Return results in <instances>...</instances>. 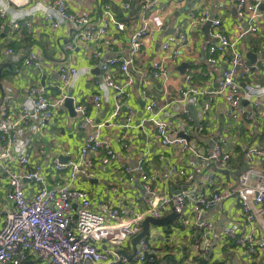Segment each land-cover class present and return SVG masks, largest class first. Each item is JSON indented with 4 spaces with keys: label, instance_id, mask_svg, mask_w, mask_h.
Instances as JSON below:
<instances>
[{
    "label": "crops",
    "instance_id": "0c3cea01",
    "mask_svg": "<svg viewBox=\"0 0 264 264\" xmlns=\"http://www.w3.org/2000/svg\"><path fill=\"white\" fill-rule=\"evenodd\" d=\"M54 1L28 0V3L19 8L9 6L6 16H0V96L10 100L12 114L17 113L25 93L32 86L43 87L46 97L51 100L59 97L58 68L66 61L79 70L86 69V73H80L73 87L67 89L65 94L72 93L74 105L91 106L96 84L102 78L97 60L93 56L94 51L102 50L103 59L126 58L130 36L137 29L146 26L153 39L149 36L143 38L139 55L129 67L133 85L130 87L128 107L112 118L114 101L111 97L94 118L95 123L98 120L102 123L111 122L100 129L98 137L119 154L118 160L105 165L95 159L94 176L80 178L75 187L88 192L93 209H98L102 202H108L115 207H128L141 213L150 209L141 199L148 194L143 189L139 174L133 172L129 175L125 168L134 169L142 159L147 173L153 177L152 191L157 199L189 185L187 178L169 174L172 166L182 168L186 174L202 184L207 195L215 190L226 189L230 191V197L223 204L203 214L204 218L214 222V230L210 235L213 254L210 253L212 255L208 260L200 256L199 242H195L199 231L193 224V216L187 224L180 223L177 218L167 227L149 224L145 239L156 252L157 264H198L205 259L206 264H264V250L251 255L246 246L230 247L234 242L224 245L221 241L223 228L228 220L237 224L236 236L239 238L245 235L264 237V214L251 204V194L248 191L239 194L233 175L243 168L242 159L248 147H264V96L242 101V107L250 119L247 120L242 114L227 117V106L223 99L211 94L217 91L218 80L226 64L218 55L214 56L215 62L207 61V50L213 41L210 36L211 27L205 33L204 24L193 26L190 22V15L207 8L212 16L220 18L225 34L234 38L237 25H240L236 17V0H160L157 6L151 8L143 7L147 0H133L128 11H124L120 6L124 0H66L68 12L76 15L87 14L94 23L101 20L102 8L109 4L116 21L124 26V29L119 31L115 25H110L104 38L85 45H74L70 51H65L63 46L70 42L77 27L60 23L59 27L54 29L47 23L42 12L27 14L34 6L38 9L52 7ZM21 15L23 18L14 21L18 25V28L14 29L12 21ZM241 26L245 27L246 23L242 22ZM178 33L186 34L187 41L180 56L171 62L168 52L161 50V43L168 36ZM7 49L18 54L19 60H13L6 53ZM237 49L246 57L251 72L246 83L240 82L242 88L245 84H264V21L259 24L255 34L247 35L237 43ZM29 52L39 53L41 64L38 68L23 65V60ZM247 54L251 56L247 57ZM153 62L160 63L164 69V75L160 78L151 76ZM116 75L117 79H121L120 73L117 72ZM185 76L191 77L190 86L205 93L197 98L195 104L172 103L179 93L186 89ZM142 92H146V98L142 96ZM147 98L158 101L161 109L158 118L176 128V132L174 130L171 133V138L183 136L179 132L183 125L188 128H196L197 124L203 127L201 133L190 137L197 149L204 152L202 158L190 153L182 154L177 147L161 146L153 126L142 123L145 117L143 106ZM254 101L259 103V108L254 107ZM128 109L136 113L130 123L131 127H126ZM187 116L192 118L191 121ZM78 120L79 117L70 115L63 105L57 110L55 118L42 122L41 133L36 134L28 130L24 132L21 137L32 151L33 162H50L52 159L61 158L62 152L66 150L75 155L80 147V133L76 129ZM224 137L227 139L226 150L232 155V159L228 167L220 172L205 158L206 150L210 151ZM124 138L130 142L126 150L121 147ZM45 172L50 184L62 177L46 169ZM7 188L2 175L0 196L5 194ZM241 200L250 204L254 216L252 222L240 216ZM170 213L171 211L165 212L162 217ZM189 217L190 213L188 220ZM120 250L130 255V243ZM29 261L38 264L34 258ZM119 264L136 263L133 260H125Z\"/></svg>",
    "mask_w": 264,
    "mask_h": 264
},
{
    "label": "built area",
    "instance_id": "2783aa9c",
    "mask_svg": "<svg viewBox=\"0 0 264 264\" xmlns=\"http://www.w3.org/2000/svg\"><path fill=\"white\" fill-rule=\"evenodd\" d=\"M132 1L124 0L121 8L124 11L130 10ZM159 1L147 0L143 7L157 6ZM26 3L28 0H0V16H6L9 6L19 8ZM262 5L264 0H236V17L240 25H237L234 38L225 34L220 18H212L207 8L190 15L193 26L211 22L210 36L213 41L207 50V61L215 62L214 56L218 55L226 64L218 80L217 91L211 94L223 99L227 106L226 116L229 118L242 114L247 120L250 119L242 107V101L264 96V84H245L242 88L240 82L246 83L251 72L246 57L237 49V43L247 35L255 34L259 24L264 21V9L260 8ZM37 11L44 14L51 28H58L60 23L77 27L70 42L64 44L65 51H70L74 45H85L104 38L110 25H115L119 31L124 29V26L116 21L109 4L102 8V18L98 23L91 22L87 14L76 15L68 12L66 0H55L52 7L38 9L34 6L27 14ZM19 18L23 16H18L12 21L14 29L18 28L14 21ZM242 22L246 23L245 27L241 26ZM146 36L153 39L146 26L132 33L126 58L103 59L102 50L94 51L93 56L97 60L102 78L96 84L91 106L74 105L72 99L73 112L79 117L76 129L80 133V147L75 155L66 150L62 152L61 158L43 164L33 162L32 151L21 136L27 130L36 134L42 132V122L56 117L57 110L64 105L68 97L65 94L67 89L73 87L74 81L80 73H86V69L79 70L67 61L62 63L58 68L59 97L51 100L46 97L43 87L32 86L25 93L16 114H12L10 100L0 96V179L3 175L8 186L5 194L0 196V264H24L31 258L36 259L38 264H119L121 261L125 262V259H121L117 251L127 246L130 240L140 233L142 222L147 217L159 219L165 212L172 210L182 224L189 223L193 216V224L199 231L195 242H199L200 256L208 260L213 254L210 235L214 230V222L204 218L203 214L229 199L230 191L226 189L215 190L207 195L198 180H194L182 168L172 166L169 174L187 178L189 185L157 199L152 191L153 177L147 173L142 159L134 169L125 168L129 175L133 172L139 174L143 189L148 194L141 199L150 209L141 213L128 207H115L108 202H102L98 209H93L88 192L75 187L80 178L94 176L95 159L105 165L118 160L119 154L98 137L100 129L111 122L102 123L98 120L95 123L94 118L111 97L114 101L112 118L128 107L130 87L133 85L129 67L139 55L142 40ZM186 41L184 33L168 36L161 43V50L168 52L169 61L174 62L182 53ZM6 53L13 60H19L18 54L11 49H7ZM40 64L38 52H29L23 60V65L27 67L38 68ZM117 72L120 73L121 79H117ZM150 73L152 77L160 78L164 75V69L160 63L153 62ZM190 79V76H185L186 89L182 90L172 103L195 104L197 98L204 95L205 92L190 86ZM142 96L146 98V92H142ZM145 101V117L142 123L153 126L161 146L177 147L182 154L190 153L202 158L204 152L197 149L190 137L201 133L203 127L198 124L196 128L183 125L179 129L183 136L171 138V133L174 130L176 132V128L158 118L161 111L158 101L153 98H147ZM253 105L259 108L257 101H254ZM135 115L134 110L128 109L126 127H131L130 123ZM191 119L188 117L189 121ZM129 143V140L124 138L122 149H128ZM226 147L227 139L224 137L210 151L206 150L205 159L220 172L228 167L232 159ZM64 158L65 161H61ZM242 164L246 165V170L236 174L237 191L239 194L248 191L251 194V204L264 214V147H248ZM45 169L62 177L50 184ZM189 213L191 218L188 220ZM240 214L249 222L254 220L250 204L244 200H241ZM236 226L233 220L225 222L221 240L224 245L234 242L235 247L246 246L251 255L264 250V237L245 235L239 238L236 236ZM156 258L155 250L145 238L141 239L136 246L133 261L136 264H155Z\"/></svg>",
    "mask_w": 264,
    "mask_h": 264
},
{
    "label": "water",
    "instance_id": "95a60500",
    "mask_svg": "<svg viewBox=\"0 0 264 264\" xmlns=\"http://www.w3.org/2000/svg\"><path fill=\"white\" fill-rule=\"evenodd\" d=\"M260 8L264 9V5H262ZM213 17L214 16H212V18ZM210 27H211V22L210 21L206 22L203 25V29H204L205 33L209 31ZM250 56H251L250 54H247V57H250ZM67 95H68V97L65 99L64 106L67 108L69 114L73 116L74 112H73V105H72V98H71L72 97V93H68ZM193 118L195 120L194 116H193ZM61 161H65V160L61 159ZM245 170H246V165L244 164L243 168L241 170L236 171L233 174L234 178L236 179V174H238L240 172H244ZM176 218H177V215H176V213L173 210L171 211V213L168 216H165V217H162V218H159V219H153V218L147 217L141 224L140 233L137 234L135 237H133L130 240V245H131V249H132L131 254L127 255L123 251L118 250L117 251L118 256L121 259L124 258L127 261H132L133 258H134V254H135V250H136L137 244L140 242L141 239H144V238L147 237L149 224H154V225H157V226L167 227L169 225V223H174L176 221ZM206 263H207L206 259L205 260H201V261L198 262V264H206ZM24 264H33V262L32 261H27Z\"/></svg>",
    "mask_w": 264,
    "mask_h": 264
},
{
    "label": "trees",
    "instance_id": "16d2710c",
    "mask_svg": "<svg viewBox=\"0 0 264 264\" xmlns=\"http://www.w3.org/2000/svg\"><path fill=\"white\" fill-rule=\"evenodd\" d=\"M229 246H230V247H233V246H234V243H231ZM155 264H157V262H156ZM158 264H159V263H158Z\"/></svg>",
    "mask_w": 264,
    "mask_h": 264
}]
</instances>
